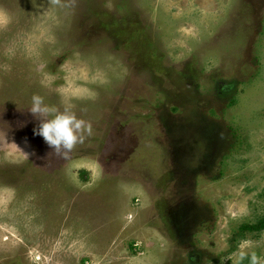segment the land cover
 Here are the masks:
<instances>
[{"label": "rangeland", "instance_id": "rangeland-1", "mask_svg": "<svg viewBox=\"0 0 264 264\" xmlns=\"http://www.w3.org/2000/svg\"><path fill=\"white\" fill-rule=\"evenodd\" d=\"M263 218L264 0H0V264H264Z\"/></svg>", "mask_w": 264, "mask_h": 264}, {"label": "clouds", "instance_id": "clouds-1", "mask_svg": "<svg viewBox=\"0 0 264 264\" xmlns=\"http://www.w3.org/2000/svg\"><path fill=\"white\" fill-rule=\"evenodd\" d=\"M28 111L39 120V126L34 127L33 134L40 135L52 151L61 156H67L77 143L83 142L85 133H92L91 124L78 118L70 106L58 110L56 106L46 103L40 94L31 96ZM244 256L245 253L241 251L239 258L243 259Z\"/></svg>", "mask_w": 264, "mask_h": 264}, {"label": "trees", "instance_id": "trees-1", "mask_svg": "<svg viewBox=\"0 0 264 264\" xmlns=\"http://www.w3.org/2000/svg\"><path fill=\"white\" fill-rule=\"evenodd\" d=\"M241 228L248 231H260L264 229V218L254 224H243Z\"/></svg>", "mask_w": 264, "mask_h": 264}]
</instances>
